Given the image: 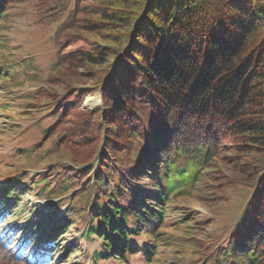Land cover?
<instances>
[{"label": "trees", "instance_id": "16d2710c", "mask_svg": "<svg viewBox=\"0 0 264 264\" xmlns=\"http://www.w3.org/2000/svg\"><path fill=\"white\" fill-rule=\"evenodd\" d=\"M25 1L41 28L60 22L48 88L33 104L54 121L43 139L70 165H50L38 183L21 177L26 193L58 184L53 197L68 204L63 219L34 205L38 221L26 220L20 238L33 223L45 248L58 249L69 231L82 232L102 247L92 263L142 254L154 264L166 219L206 225L180 216L178 201L224 184L249 192L246 208L228 236L194 238L192 264H264V0H0V32ZM97 91L101 104L82 110ZM25 199L0 188L4 225L26 214Z\"/></svg>", "mask_w": 264, "mask_h": 264}, {"label": "rangeland", "instance_id": "374dc122", "mask_svg": "<svg viewBox=\"0 0 264 264\" xmlns=\"http://www.w3.org/2000/svg\"><path fill=\"white\" fill-rule=\"evenodd\" d=\"M8 13L0 32V70L5 74L1 81L4 83L2 88L8 93L5 95L0 91V188L8 186L11 190L16 186L19 196L27 199L24 201L26 214L22 213L15 225L11 223L6 226L0 218V264H104L102 261H90L91 254L102 247L93 238L81 240L82 232L72 236L69 231L58 241V249L45 248L43 240L39 241V236L43 237V234L31 232L33 223L29 225L24 238L19 236L26 220L36 222L39 214L49 216L53 211L56 218L63 219L68 204L67 196L53 197L58 193V184L49 186L55 188L53 192L44 189L39 193L33 190L26 193L28 185L23 186L21 177L25 176L30 184L38 183L43 180L41 176L50 165H70V159L60 151L59 146L43 139L44 129L54 121L44 117L45 113L36 112L33 104L39 90L48 88L47 79L57 56L52 37L60 22L41 28L37 23L34 4L26 1L16 4ZM55 89L61 91L63 87ZM89 98L98 99V102L90 106L87 102ZM100 104L99 91L93 92L84 96L81 109L91 110ZM219 170L229 171L226 166ZM205 182L206 178L203 180ZM218 183L223 184V181ZM247 198L249 192L246 189H230L223 184L218 191L200 190L180 199V216L196 214L197 220H203L206 225L203 224L202 230L195 222L174 226L175 221L166 219V241L158 248L154 264H192L196 258L194 238L198 241L207 235L213 238L228 236L239 223ZM34 205L38 206L39 214L30 217L29 212ZM77 226L82 230L83 223L78 222ZM29 235L31 238L28 240L26 237ZM134 241L144 250L143 238ZM78 246L82 248L81 254L77 258L70 256L71 250ZM126 263L147 264L142 254L137 260L128 257Z\"/></svg>", "mask_w": 264, "mask_h": 264}, {"label": "bare ground", "instance_id": "6f19581e", "mask_svg": "<svg viewBox=\"0 0 264 264\" xmlns=\"http://www.w3.org/2000/svg\"><path fill=\"white\" fill-rule=\"evenodd\" d=\"M87 102L90 106H92L95 102H98V99L91 100V98H89Z\"/></svg>", "mask_w": 264, "mask_h": 264}]
</instances>
